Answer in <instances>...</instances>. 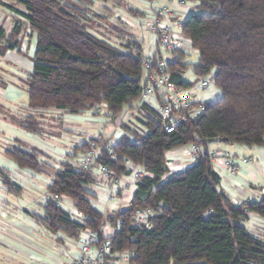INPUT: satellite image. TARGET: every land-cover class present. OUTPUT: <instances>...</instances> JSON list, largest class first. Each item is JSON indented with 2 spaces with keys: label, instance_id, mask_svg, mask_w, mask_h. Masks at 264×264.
<instances>
[{
  "label": "trees",
  "instance_id": "1",
  "mask_svg": "<svg viewBox=\"0 0 264 264\" xmlns=\"http://www.w3.org/2000/svg\"><path fill=\"white\" fill-rule=\"evenodd\" d=\"M14 1L24 8L21 13L36 36L34 70L25 81L32 110L80 115L106 103L116 118L139 103L146 59L141 44L128 39L117 46L93 34L97 23L105 21L95 10L90 13L95 0ZM180 1L195 4L182 32L192 40L198 61L183 63V56L167 60L171 81L192 89L193 83L184 81L183 74L192 70L203 81L215 71L214 84L222 100L193 103L187 108L188 119L170 134L157 111L139 103L153 116L143 122L146 135L124 126L127 133L115 145L98 141L97 164L109 167L117 178L130 175L127 160L147 174L136 185L130 209L107 214L95 209L87 190L95 183L93 169L76 171L64 164L47 191L52 198L69 197L88 219H73L50 200L42 222L50 232L72 239L90 230L101 242H110L107 258L115 264H121L124 254L129 264H264V240L244 226L249 219L246 212L264 219V200L234 205L221 190L206 152L208 141L218 138L247 147L264 145V0ZM131 13L148 17L146 12ZM19 33L17 26L7 38L0 26L4 43L0 55L19 47ZM20 127L30 133L41 131L31 116ZM190 144L205 152L192 167L167 177L165 153ZM86 148L84 143L78 151ZM6 156L21 169L45 170L34 152L14 147ZM139 209L153 212L151 229L133 226ZM107 223L118 228L110 239L103 235Z\"/></svg>",
  "mask_w": 264,
  "mask_h": 264
},
{
  "label": "crops",
  "instance_id": "2",
  "mask_svg": "<svg viewBox=\"0 0 264 264\" xmlns=\"http://www.w3.org/2000/svg\"><path fill=\"white\" fill-rule=\"evenodd\" d=\"M179 2L180 0H131V5L125 9V13L120 15V19L123 21H132L134 19L140 20V18L143 19L145 17L132 14L131 12L140 11L146 12L147 15H150L156 9L167 6L171 11V14L167 17V21H169L173 29H175L176 22L185 21L191 15L190 8L180 6ZM104 4L107 5V3ZM19 6L22 7L21 5L16 4L14 0H0V26L5 30L6 37H10L13 30L17 26H20V33L17 37L20 44L19 47L5 51L3 55H0V105L3 103L8 104V106L12 108L11 112L16 115H18L19 112L14 111V108L18 106V103L23 100L24 95L27 94L25 81H27L34 70L33 59L36 45V36L31 32L26 19L21 13L24 11V8L22 7V10L18 8ZM130 29L131 32L129 36L131 38L128 37L125 39H131L140 43L145 58L158 51L157 38L154 35L140 31L137 27L130 26ZM109 41L114 44V41ZM120 43L123 44V41ZM0 45H4V43L0 42ZM159 53L164 59L172 62L178 61L180 56H183V63H187L186 60L190 53L198 55V52L185 51L175 54L160 51ZM189 71L192 72V70ZM182 78L184 81L192 83L188 79V71L182 75ZM221 100V92L217 94L214 93L210 102L216 103ZM26 107L27 106L25 105L24 108L26 109ZM124 112L125 110L118 117H110L106 123H103L95 119L96 117L93 111H88L80 115H71L56 110L44 111V113H54L57 116L56 118L62 122L63 125L65 124V127H62L61 138L69 137L72 140H77V144H73L70 151H68L66 145H63L64 147H55V144L57 145V143H54L53 141H48V143L41 140L39 141L36 135H40L41 133H30L22 129L20 127V122L23 119H21L20 115L17 117L14 116L13 120L10 119L11 122L5 118L2 120L0 117L1 123L3 122L10 132L19 129L18 131L23 130L29 135H35L34 139L47 149L46 152H42L36 147H31L32 150L28 151L38 154L40 161L45 165V170L42 173H36L29 169H21L6 156V151L14 147L23 149L24 151L28 150L24 147L27 144L25 145V143L19 141V139L12 140L10 136L7 138L8 143H6V146L4 147L6 149L3 151V155L8 161H0V178L2 180V185L4 186L0 190V200H2L1 204L4 205L3 207L5 209H9L10 204H12L11 201H9V198L13 193L16 192V196L21 198L25 195L23 189L29 190V193H33L34 196L39 193L40 195L47 197L45 200H38L40 208L43 210L42 216H38L36 213L30 211L25 204L23 206L20 205L15 207L17 209L14 210V212H17L15 215H10L9 212L0 207V235H5V237L7 236L14 240H18L21 243L20 245H24V247L26 246V250H29V252H21L23 251L21 248L17 249L16 253L20 260L23 259L21 255H25L26 257L24 258H26V261L36 259V262H32V264H72V262L80 255L82 246L88 239L89 234L86 233L85 240L80 242L82 235L79 239H72L62 233L54 234L43 225L42 220L47 213L46 205L50 200L54 202L47 189L52 183L55 173L58 170H61L62 165L69 164L73 168L77 166L78 159L82 154V151H78V148L88 141L87 138L91 140L97 136H102L105 141H110L109 138L111 135L117 133L120 136L115 142L112 143V141H110L111 145H115L120 141V139L127 133L124 126L132 128L131 123L128 120L131 115L130 113H127L125 118L121 117ZM108 129L111 131L106 134V130ZM101 131L103 132V135ZM93 132H95V135L86 137ZM77 134L79 135L78 138L76 137ZM4 137H6V135H4ZM209 149L227 151L237 161L244 157L252 158L251 163L240 164V170L236 175L231 174L224 168L220 169L218 175L221 181V190L234 203V205H237L238 202L257 201L258 192L264 186V145L247 147L225 141L221 143H213L210 145ZM182 159L181 155H179V161L177 163L183 165L185 160ZM12 172L18 176L16 178H18L17 181L19 186L12 183ZM96 173L100 174L97 169H93L92 174L95 183L88 187V191L89 188L97 182L95 176ZM104 189L108 192L105 201L98 200V196L101 192L100 190H95L94 193L89 191V200L95 209L103 214H107L123 211L131 207V201L135 194L136 187L132 184L129 176L121 177L115 187H111L109 182L106 185L104 184ZM111 195L114 196L113 200L110 199ZM32 198L33 195H28L24 198V201L29 202ZM92 198L96 199V201L94 202ZM69 204L72 208L70 213L68 212L69 210H62L73 219H83L82 217H79V213L81 212L75 208L74 202L72 201ZM11 213L13 212L11 211ZM17 218L21 220L22 218L35 219L36 222H23L19 225L16 221ZM249 222H251L252 229L257 230V225L264 223V219L252 216L249 217L245 223ZM117 230L118 228H114L107 223L103 228V235L106 239H110L114 236ZM0 242L7 244V242L1 238Z\"/></svg>",
  "mask_w": 264,
  "mask_h": 264
},
{
  "label": "built area",
  "instance_id": "3",
  "mask_svg": "<svg viewBox=\"0 0 264 264\" xmlns=\"http://www.w3.org/2000/svg\"><path fill=\"white\" fill-rule=\"evenodd\" d=\"M179 5L187 7L184 1H180ZM170 14V9L167 6H163L153 11L144 20H124L129 26L137 27L140 31L148 32L157 38L158 51L147 57L143 63L145 81L138 101L157 111L161 118L163 128L168 134L173 133L178 126L188 119L187 108L196 102L192 100L197 94L195 88L184 89L171 81L167 60L159 56V51L167 53H178L181 51L197 52L193 48L192 40L182 32L184 21L176 22L175 29H173L172 25L167 21V17ZM200 87L203 90H207L209 84L206 80H203L201 81ZM93 112L96 117L95 119L103 123H106L112 116V112L106 103H101ZM117 135L115 133L116 138ZM102 139V136H98L86 142L87 148L82 151L75 170L85 171L91 168L97 169L103 178L109 182L111 187H115L119 182V178H117L109 167L97 164V158L101 152V146L98 141ZM204 152L203 147L198 144H190L166 152L165 166L168 170L167 177L173 173H178L192 167ZM206 152L210 157L213 170L217 174H219L221 168H224L231 174L236 175L240 170V164H249L252 161V158L247 157L237 161L227 151L211 150L208 148ZM179 155L183 158L182 160H185L183 165L177 163L179 161ZM126 166L131 171L129 178L136 187L137 183L147 174L139 168L133 167L132 162L129 160L126 161ZM110 199L113 200L114 196L111 195ZM53 200L57 206L64 210H68L66 203L72 202L65 195H55ZM257 200H264V186L259 190ZM242 204L243 202L237 203L239 206ZM246 213L249 217H252L249 212ZM153 215L150 209L137 210L132 218L133 226H142L151 229V218ZM79 217L88 219L82 213H79ZM121 225L122 223L119 222L118 227ZM86 233L89 234V237L83 244L80 255L72 264H115L107 258L111 253L110 242H101L97 235L93 234L90 230H86ZM119 263L129 264L128 255H122Z\"/></svg>",
  "mask_w": 264,
  "mask_h": 264
},
{
  "label": "rangeland",
  "instance_id": "4",
  "mask_svg": "<svg viewBox=\"0 0 264 264\" xmlns=\"http://www.w3.org/2000/svg\"><path fill=\"white\" fill-rule=\"evenodd\" d=\"M68 1V0H66ZM70 1V0H69ZM76 2V0H73ZM104 3H107V5H105ZM131 0H95L94 1V6L93 9L91 10L92 12H90L92 15H94V11L95 10L99 15H101L102 17L105 18V21L101 20L100 24L96 26V30L93 32V34H95L98 37H102L104 39H109L114 41V44L117 46H121L122 43H120L121 41H123V43H127V40L125 38L130 37V26L125 23L122 19H120V15L122 13H125V9H127L131 4ZM74 4V3H73ZM75 5V4H74ZM79 5V4H78ZM194 3H189L187 5L188 8H190V13H194L195 9H194ZM77 6V5H76ZM20 9L23 10L22 7H18ZM102 8V9H101ZM98 26H100V28H98ZM105 35V36H104ZM131 38V37H130ZM123 39V40H121ZM147 47V46H146ZM146 47H145V51H146ZM167 53V52H164ZM171 54V53H169ZM198 61V55L195 53H190L189 57H187L186 62L188 64H195ZM214 75H215V71H213L211 73L210 76L206 77L204 80H206L209 84V88L207 90H203L200 87L201 81L199 78H197L195 75H193V73L191 71H188V79L193 83L194 88L196 89L197 92V96H195L193 98L192 101H196V102H204V103H211V99L213 97L214 93H220V91L218 90V88L216 87V85L214 84ZM27 106L26 109L24 108V106ZM133 108H129L126 107L125 108V112L124 114L121 115V117H124L127 115V113H130V118L128 119L129 122L131 123V126L134 130L138 131L141 135H146L148 133V129L147 127L144 125V121H146V116H151V113L148 114V110L146 107H144L143 105H140L138 102H134L133 103ZM12 108L10 106H8V104H2L0 105V117L2 118V120L5 118L7 120L10 121L13 120L14 116H19L21 117V119H24L27 116H31V117H35L40 125L41 131H40V135H36V137L39 139V141H43V142H47L48 141H53L54 143H57V145L55 144V147H64L63 145L67 146L68 151L71 150V147L73 146V144H77V140H72L69 137L66 138H61V131H62V127H65V124L63 125L62 122H60L56 117V115L53 114H49V113H42V111H34L32 110L29 105H28V98H27V94L24 95L23 100H21L18 103V106H16L14 108V111L19 112L18 115L14 114L11 112ZM41 112V113H40ZM11 122V121H10ZM9 125V124H8ZM19 130V129H18ZM15 129V131L13 130L12 132H10L8 130V128L6 127L5 124H3V122L1 123L0 120V161L6 162L8 161V159L6 157H4L3 155V151L6 149L4 148L6 146L7 142V138L10 136L12 140H16L19 139V141H23L25 143L26 146H24L26 149H28L27 151L32 150L31 147H36L38 148L40 151L42 152H46V148L41 145L39 142H37L34 137L35 135H29L28 133H26L25 131H18ZM109 130V129H108ZM106 130V134L110 133L111 130ZM102 135L103 132L101 131ZM28 134V135H27ZM4 135H6V137H4ZM95 135V132L88 134V136L86 137H91ZM31 136V137H30ZM119 134L117 135V138L115 137V133H113V135H111V137L109 138L110 141L115 142L118 138H119ZM76 137L78 138L79 135L77 134ZM98 137V136H97ZM81 139V138H80ZM89 140V138H87ZM113 145V144H112ZM25 149V150H26ZM133 164V163H132ZM133 167L136 168V166L133 164ZM10 174V173H9ZM13 176H11L12 179V183L15 185L19 186V183L17 181L18 177L14 172H12ZM16 175V176H15ZM96 178H97V182L95 185L91 186L89 188V191L91 192H95V190H100V194L98 196V200L99 201H105L107 199L108 196V192L106 189H104V184H108V181L105 180L103 177H101L102 175L99 173L95 174ZM1 177V176H0ZM120 179V178H119ZM4 186L2 185V180L0 178V190L3 188ZM24 191V198L27 197L28 195H33V198L31 201L26 202L24 201V198L22 197H17L16 196V192L13 193V195L9 198L12 204H10L9 209L8 208H4L3 204H1L2 200H0V207L3 208V210L5 209L7 212L10 213V215H15L17 212H14V210H17L15 207L20 206V205H26L27 208L30 209V211L36 213L38 216H42L43 214V210L40 208L39 205V199H47L46 196H42L39 193H37V195L33 193H29V190L27 189H23ZM7 192V191H6ZM1 193V192H0ZM1 198V197H0ZM92 200L95 202L96 199ZM43 203V202H42ZM66 206L68 208V212L70 213V210L72 209L69 203H66ZM70 208V209H69ZM11 211L13 213H11ZM17 223L20 225L21 223H35V219H29V218H22L16 219ZM259 222V221H257ZM258 224V223H257ZM244 226L248 229V231L256 236L257 238H260L261 240H264V223H261L260 225H257V230L256 229H252V225L251 222L249 223H245ZM15 227V226H14ZM1 233V232H0ZM85 234L83 233L80 239V242H83L85 240ZM0 238L3 239L6 243H2L0 242V264H32V262H36V259H32V261H26V257L25 255H21V257L24 259H19L18 255H17V249L21 248V252H29V250H26V246L24 247V245H20L21 243L18 240H14L10 237H5V235L1 236ZM19 254V253H18ZM24 254V253H22ZM124 264V263H121Z\"/></svg>",
  "mask_w": 264,
  "mask_h": 264
},
{
  "label": "water",
  "instance_id": "5",
  "mask_svg": "<svg viewBox=\"0 0 264 264\" xmlns=\"http://www.w3.org/2000/svg\"><path fill=\"white\" fill-rule=\"evenodd\" d=\"M226 140L224 139V138H218V139H211V140H209L208 141V143L209 144H213V143H218V142H225ZM130 208H127V209H125V210H123V211H127V210H129Z\"/></svg>",
  "mask_w": 264,
  "mask_h": 264
}]
</instances>
